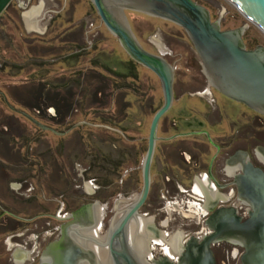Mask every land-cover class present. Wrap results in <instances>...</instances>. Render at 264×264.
<instances>
[{"label":"flooded vegetation","instance_id":"af4514ba","mask_svg":"<svg viewBox=\"0 0 264 264\" xmlns=\"http://www.w3.org/2000/svg\"><path fill=\"white\" fill-rule=\"evenodd\" d=\"M86 1L95 18L83 0H0V178L8 181L0 194L13 196L20 214L8 224L13 209L0 200V224L11 226V242L41 248L23 264H48L42 251L63 228L95 255L79 264H113L106 236L139 196L152 121L164 102L158 77L121 49ZM125 16L139 45L173 69V101L154 130L150 188L126 230L128 246L141 264H186L182 247L216 225L213 263L242 264L245 248L232 224L209 219L222 209L248 219L247 190L258 171L264 175V116L208 83L182 28ZM147 19L169 30L157 27L151 42ZM87 205L91 226L86 214L72 217Z\"/></svg>","mask_w":264,"mask_h":264},{"label":"water","instance_id":"95a60500","mask_svg":"<svg viewBox=\"0 0 264 264\" xmlns=\"http://www.w3.org/2000/svg\"><path fill=\"white\" fill-rule=\"evenodd\" d=\"M96 11L105 29L119 41L121 49L136 63L153 72L161 82L163 106L153 118L149 136V147L142 162V180L139 196L111 226L107 239V248L113 264H141L138 256L128 246L126 230L131 221H136L138 210L145 202L150 188V160L153 152V136L158 118L170 107L173 101L172 84L173 69L160 56L147 53L134 36L125 16L126 11L140 13L151 18L162 19L182 28L193 49L200 58L204 77L218 93L246 105L249 109L264 116V47L258 45L253 49L246 48L243 33L248 27L221 30L220 20L224 12L223 6L218 19L211 21L210 13L202 5L193 0H88ZM244 17L245 20L259 28L264 35V0H227ZM148 21V19H147ZM154 28L144 36L151 42L158 40L157 27L169 30L162 21L149 20ZM172 29V28H170ZM173 30V29H172ZM147 41V40H145ZM144 41V42H145ZM147 49L150 45L145 43ZM250 179L248 178V181ZM252 186L247 190V201L252 205L249 217L239 222L232 210H219L213 213L209 222L223 223L228 221L234 235L243 241L244 254L242 264H264V175L260 171L252 179ZM86 214L88 226L93 223L92 205L83 206L76 215ZM233 222V223H232ZM69 225V224H68ZM154 227V225L152 224ZM213 232L201 240L191 237L182 247L186 264H214L210 246L222 231L221 226L210 225ZM19 248L11 256V264L31 263L38 256L41 248L37 244L25 247L21 243L8 240V249ZM85 255H95L80 246L71 238L66 230L56 241L49 243L44 250L43 258L48 264H79ZM42 258V257H41ZM152 264L154 259L150 261Z\"/></svg>","mask_w":264,"mask_h":264},{"label":"rangeland","instance_id":"374dc122","mask_svg":"<svg viewBox=\"0 0 264 264\" xmlns=\"http://www.w3.org/2000/svg\"><path fill=\"white\" fill-rule=\"evenodd\" d=\"M195 3L200 4L204 7L207 8V10L210 12L212 15V20H216L219 17V12L221 10V7L223 6L224 12L221 17V26L223 30H228V29H237L240 27H248L246 30V33L244 34L245 41L244 43L246 44V48L248 49H253L254 47L258 45H262L264 47V35L263 32L254 26L253 24L249 23V21L245 20L244 17L235 9V7L230 4L227 0H193ZM83 3H87L86 0H83ZM86 8H88V11L91 12L92 17L95 18L94 12L91 10L88 4H86ZM79 17H82L84 13H86L85 10H83ZM98 20V18H97ZM98 29L102 32V34L105 35V37H108L107 34L105 33L103 27H98ZM111 52L114 54L112 58H117L119 56L120 50L117 45L112 44L111 45ZM118 56H117V55ZM116 55V56H115ZM127 93L125 95V101H133V98L131 95ZM73 173V172H72ZM75 174H78L76 171H74ZM73 188V187H72ZM138 191L137 189L134 191L136 194ZM60 205V204H59ZM56 206V207H55ZM59 207L58 203L54 201V213L58 212ZM53 225L57 226L58 223H55V221L52 222Z\"/></svg>","mask_w":264,"mask_h":264},{"label":"crops","instance_id":"0c3cea01","mask_svg":"<svg viewBox=\"0 0 264 264\" xmlns=\"http://www.w3.org/2000/svg\"><path fill=\"white\" fill-rule=\"evenodd\" d=\"M6 183H8V181L6 180L4 181L0 178V186H5ZM12 197L13 196L9 197L8 195L0 194V200H4L13 209V211L11 210V212L5 214L7 216L6 221L11 226L13 225L14 219L17 217H20V214H18V211H15L16 206L14 205L12 201ZM1 216L2 214L0 215V217ZM10 225L4 227L5 225H3L2 223L0 224V264H11L10 263L11 256L19 248V246H15L12 249H8V240L11 239L10 237H12V234H13V231ZM36 257H35V260H36Z\"/></svg>","mask_w":264,"mask_h":264}]
</instances>
